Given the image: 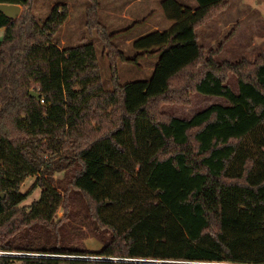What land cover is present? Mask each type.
<instances>
[{"label": "trees", "instance_id": "1", "mask_svg": "<svg viewBox=\"0 0 264 264\" xmlns=\"http://www.w3.org/2000/svg\"><path fill=\"white\" fill-rule=\"evenodd\" d=\"M179 1H162L172 28L138 37L131 59L90 0L87 26L111 64L106 90L94 44L56 43L66 4L39 22L34 0H0L22 7L16 20L0 12V251L12 254L0 264H264V53L217 63L197 30L228 1ZM145 58L158 59L152 78L121 84L118 63ZM194 94L229 104L190 120L160 112ZM29 178L41 195L26 205ZM74 194L85 217L71 212ZM73 221L103 247L68 242Z\"/></svg>", "mask_w": 264, "mask_h": 264}, {"label": "rangeland", "instance_id": "2", "mask_svg": "<svg viewBox=\"0 0 264 264\" xmlns=\"http://www.w3.org/2000/svg\"><path fill=\"white\" fill-rule=\"evenodd\" d=\"M96 1L99 5V23L105 28L109 35H114L112 43L118 50L123 51L127 58L134 59L137 56L138 52L133 49V42L138 37L143 34L150 33L155 29L168 31L173 26V23L169 22L164 17L161 7L163 0H137L138 2H141H136L130 8H128V5L136 0ZM179 2L186 6L194 4L197 5L195 0H180ZM63 4H66L69 7L70 16L60 31L56 43L62 49L77 46L82 42L94 44L104 80V87L106 90H111L112 82L110 59L108 58L107 52L104 50V45L97 30L90 32L87 26V10L91 5L90 0H34L33 13L37 17V20L42 22L46 20L54 6ZM132 14H134L135 17L138 15L139 18H142L141 24H135L133 23V20L126 18V16L131 17ZM132 19H134V17ZM236 27L237 28H233V26H231L230 29L225 32H219V30L216 29V41L213 44H210V48L207 47L206 49H210L209 52L212 53L217 52L215 56V61L217 63L226 62L235 65L242 61L254 62L260 53H264V49H256L253 46L251 48L246 47L245 54L234 52L235 49H238V44H234L236 36H239V45L244 42L246 43V40H248V42L250 41V38H248V32H246V34L244 33V30H247V28H244L243 24ZM239 32L240 34L238 35ZM1 33H3V31L0 32V35ZM204 34L205 33L203 31L200 32L201 38H203ZM254 41L258 42V38L256 36L254 37ZM157 63V58H145L133 64H124L119 62L117 66L120 83L126 84L129 82L150 80L153 76V69ZM227 82L233 92L238 94L239 86L237 77L234 74H229ZM228 104L229 101L225 98L194 94L190 97L188 105H167L164 106L160 112L168 117L190 120L195 115L205 111L211 106H226ZM62 177L63 174H58L56 179H61ZM35 182L36 178H29L22 186L23 194L33 192L29 200L26 202V205H31L34 201L38 200L41 195L40 189H34ZM70 206L71 212L73 211L75 214L85 217V208L83 207V201L79 196L75 194L73 195ZM58 216L59 218L64 216L63 209L59 211ZM81 223V221H73V226L70 225L68 228V232L70 234H67L68 242L71 235L74 236V234H77V237L73 240L75 245H79L87 250L93 251L101 249L103 244L93 235L91 231H89L88 226L78 227L79 225H83ZM1 252L2 251H0V254Z\"/></svg>", "mask_w": 264, "mask_h": 264}, {"label": "crops", "instance_id": "3", "mask_svg": "<svg viewBox=\"0 0 264 264\" xmlns=\"http://www.w3.org/2000/svg\"><path fill=\"white\" fill-rule=\"evenodd\" d=\"M227 1L229 3V6L226 9V11L222 12L217 18L206 23L205 25H203L197 30V35L199 37L200 46L204 48L205 51L209 52L210 49H206V48L207 47L210 48V44L211 43L213 44L216 41L215 40L216 29H218L219 32H225V31H228L231 26H233V28H237L236 26L238 25L240 26V24H243L244 28H247V30H244L245 32L244 31L242 32H244L245 34L246 32H248L249 34L248 38H250V41L248 42V40H246V43L244 42L241 45H239V42H240L238 39L239 36H236L234 44H238V49H235L234 52L245 54L246 47L251 48L252 46L256 49L258 48L260 50H263L264 49L263 48L264 46V0H227ZM136 2L138 1L136 0L132 2L131 4H129L128 8H130ZM190 7L197 8V5L196 4L190 5ZM133 17L134 19H132ZM126 18H129V20H133V23L135 24L136 23L141 24L142 22V18L141 17L139 18L138 15H136L135 17V15L132 14L131 17L126 16ZM156 30L158 29H155L153 31H156ZM1 31H4V30L2 29L0 30V32ZM202 31L205 33L203 38H201V35H200V32ZM239 34L240 32L238 33V35ZM255 36L258 38L259 43L257 41L256 42L254 41Z\"/></svg>", "mask_w": 264, "mask_h": 264}, {"label": "water", "instance_id": "4", "mask_svg": "<svg viewBox=\"0 0 264 264\" xmlns=\"http://www.w3.org/2000/svg\"><path fill=\"white\" fill-rule=\"evenodd\" d=\"M0 12H2L3 14H5L7 17L16 20L18 19L21 14H22V7L18 6V5H5L2 4L0 5ZM31 96L35 99H40V94L36 93V92H32ZM5 196L3 195L2 198H4Z\"/></svg>", "mask_w": 264, "mask_h": 264}, {"label": "built area", "instance_id": "5", "mask_svg": "<svg viewBox=\"0 0 264 264\" xmlns=\"http://www.w3.org/2000/svg\"><path fill=\"white\" fill-rule=\"evenodd\" d=\"M42 102H44V101H42ZM0 255H1V256H7V255H12V254H10V253H5V252H1ZM20 256H35V255L21 254Z\"/></svg>", "mask_w": 264, "mask_h": 264}]
</instances>
